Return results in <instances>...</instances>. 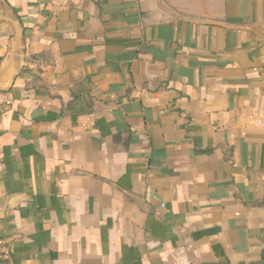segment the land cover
<instances>
[{
	"label": "crops",
	"instance_id": "0c3cea01",
	"mask_svg": "<svg viewBox=\"0 0 264 264\" xmlns=\"http://www.w3.org/2000/svg\"><path fill=\"white\" fill-rule=\"evenodd\" d=\"M0 86V264H264V0H0Z\"/></svg>",
	"mask_w": 264,
	"mask_h": 264
},
{
	"label": "built area",
	"instance_id": "2783aa9c",
	"mask_svg": "<svg viewBox=\"0 0 264 264\" xmlns=\"http://www.w3.org/2000/svg\"><path fill=\"white\" fill-rule=\"evenodd\" d=\"M12 240L10 237L0 234V261L8 259L11 256Z\"/></svg>",
	"mask_w": 264,
	"mask_h": 264
},
{
	"label": "water",
	"instance_id": "95a60500",
	"mask_svg": "<svg viewBox=\"0 0 264 264\" xmlns=\"http://www.w3.org/2000/svg\"><path fill=\"white\" fill-rule=\"evenodd\" d=\"M16 25H17V27H18V23L16 22ZM20 29L18 28V31H19ZM18 75V71H15L14 72V74H13V76L11 77V79H10V82H11V84L13 83V81H14V79H15V77ZM8 87H2V86H0V89H7Z\"/></svg>",
	"mask_w": 264,
	"mask_h": 264
}]
</instances>
